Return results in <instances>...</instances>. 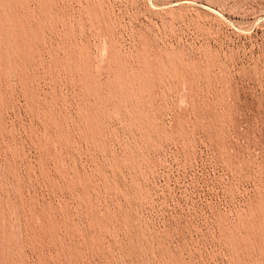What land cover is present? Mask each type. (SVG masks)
Returning <instances> with one entry per match:
<instances>
[{"label": "rangeland", "instance_id": "rangeland-1", "mask_svg": "<svg viewBox=\"0 0 264 264\" xmlns=\"http://www.w3.org/2000/svg\"><path fill=\"white\" fill-rule=\"evenodd\" d=\"M0 264H264V0H0Z\"/></svg>", "mask_w": 264, "mask_h": 264}, {"label": "bare ground", "instance_id": "bare-ground-1", "mask_svg": "<svg viewBox=\"0 0 264 264\" xmlns=\"http://www.w3.org/2000/svg\"><path fill=\"white\" fill-rule=\"evenodd\" d=\"M105 47V46H104ZM7 242V241H6ZM4 249V248H3Z\"/></svg>", "mask_w": 264, "mask_h": 264}]
</instances>
